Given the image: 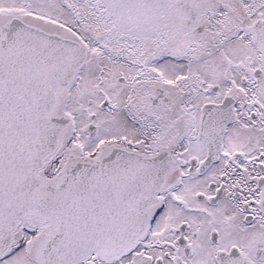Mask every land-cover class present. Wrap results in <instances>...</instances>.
Here are the masks:
<instances>
[{"label":"snow or ice","instance_id":"1","mask_svg":"<svg viewBox=\"0 0 264 264\" xmlns=\"http://www.w3.org/2000/svg\"><path fill=\"white\" fill-rule=\"evenodd\" d=\"M0 264H264V0H0Z\"/></svg>","mask_w":264,"mask_h":264}]
</instances>
